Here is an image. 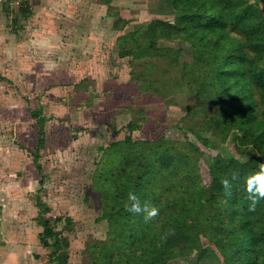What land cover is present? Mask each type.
<instances>
[{"label": "rangeland", "instance_id": "obj_1", "mask_svg": "<svg viewBox=\"0 0 264 264\" xmlns=\"http://www.w3.org/2000/svg\"><path fill=\"white\" fill-rule=\"evenodd\" d=\"M29 1L30 13L14 20L24 0H0V264H58L53 250L65 251L63 264H92L94 248L115 242L92 185L101 148L128 133L132 139L163 135L221 158L214 127L202 129L203 115L214 106L195 104L196 94L184 86L168 87L164 97L141 91L129 71L143 69V59L117 55L118 34L139 29L153 16L171 19L163 1ZM157 44L178 45L165 39ZM184 60L191 58L183 54ZM33 109L45 117L38 149ZM130 122L136 125L132 131ZM189 128L208 136V144ZM197 163L207 192L210 177L201 158ZM42 220L60 248L40 242ZM200 240L207 252L197 264L230 263L229 243L218 234L207 229ZM165 261L191 264L178 255Z\"/></svg>", "mask_w": 264, "mask_h": 264}, {"label": "trees", "instance_id": "obj_2", "mask_svg": "<svg viewBox=\"0 0 264 264\" xmlns=\"http://www.w3.org/2000/svg\"><path fill=\"white\" fill-rule=\"evenodd\" d=\"M161 1L171 19L153 16L139 29L118 34L117 55L143 59V69L129 71L141 91L164 97L168 87L184 86L196 94L195 104L214 106L203 115L202 129L214 127L221 158L210 159L194 143L163 135L132 139L128 133L101 148L92 185L115 242L94 248L91 262L165 264L169 256L178 255L197 264L207 252L200 236L208 229L229 243V264H264V199L250 211L243 183L234 185L231 196L220 183L233 171L244 177L264 163V0ZM24 2L14 20L30 13V1ZM126 20L118 16L120 23ZM159 39L178 45H158ZM183 54L191 61H180ZM30 115L38 126V149L44 144L45 117L36 109ZM135 127L133 122L127 125L129 131ZM189 130L208 144L209 137L199 129ZM227 140L229 147L223 146ZM198 158L211 180L207 192L201 188ZM129 192L158 214L145 220L144 214L127 211ZM41 225L40 242L60 248L48 221ZM50 254L58 264L65 262V251Z\"/></svg>", "mask_w": 264, "mask_h": 264}, {"label": "clouds", "instance_id": "obj_3", "mask_svg": "<svg viewBox=\"0 0 264 264\" xmlns=\"http://www.w3.org/2000/svg\"><path fill=\"white\" fill-rule=\"evenodd\" d=\"M220 183L226 196L232 195L234 185L243 183L250 200L249 210L254 211L258 201L264 199V163L257 164L256 170L244 177H241L238 171H233ZM128 200L130 205L126 210L136 215L144 214L145 220L152 219L158 214L155 207L147 203L142 204L135 192L128 193Z\"/></svg>", "mask_w": 264, "mask_h": 264}]
</instances>
